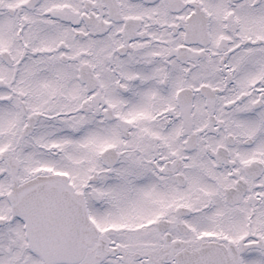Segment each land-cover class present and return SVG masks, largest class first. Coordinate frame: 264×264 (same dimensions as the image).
<instances>
[{
  "label": "snow or ice",
  "instance_id": "snow-or-ice-1",
  "mask_svg": "<svg viewBox=\"0 0 264 264\" xmlns=\"http://www.w3.org/2000/svg\"><path fill=\"white\" fill-rule=\"evenodd\" d=\"M0 264H264V0H0Z\"/></svg>",
  "mask_w": 264,
  "mask_h": 264
}]
</instances>
